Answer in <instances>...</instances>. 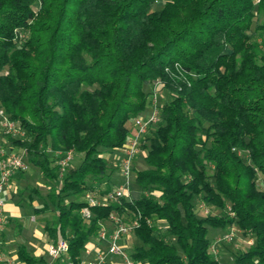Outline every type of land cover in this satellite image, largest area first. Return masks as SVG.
I'll list each match as a JSON object with an SVG mask.
<instances>
[{"label": "trees", "instance_id": "16d2710c", "mask_svg": "<svg viewBox=\"0 0 264 264\" xmlns=\"http://www.w3.org/2000/svg\"><path fill=\"white\" fill-rule=\"evenodd\" d=\"M160 1L0 0V105L24 134L10 145L52 184L35 213L54 212L46 232L73 264L112 214L141 217L135 264H224L209 228L233 225L254 240L235 264H264V0ZM157 81L161 120L131 198L84 218L85 195L110 192L103 155L124 148ZM71 150L81 162L60 178L54 154ZM18 259L38 263L25 246Z\"/></svg>", "mask_w": 264, "mask_h": 264}, {"label": "built area", "instance_id": "2783aa9c", "mask_svg": "<svg viewBox=\"0 0 264 264\" xmlns=\"http://www.w3.org/2000/svg\"><path fill=\"white\" fill-rule=\"evenodd\" d=\"M164 83L157 81L153 83L154 93L151 100V107L146 115H140L133 121L131 128V135L125 144L123 149L116 151H122L124 155L119 159L118 163L114 166L119 169L122 183L119 189L112 193L111 191L104 196L99 197L96 192H88L85 195V201L88 203V207L82 210L84 218L91 217L90 207H96L100 205H109L112 202H118L123 198L130 199L132 193V185L134 183V164L141 153V145L146 134L150 128L157 125L161 120L162 104L160 99H163ZM24 136L22 130L11 121L4 113L0 105V264H18L17 260L8 254H6L3 242V233L8 224V218L5 214V200L3 193L6 188L11 184L15 175L21 173H27L30 170V163L27 159L26 152L21 149H16L10 145V139H19ZM50 153H53L50 151ZM240 154V153H239ZM57 158V166L60 168V178L64 176L68 167L71 166L74 158V152L71 150L67 153L56 152L54 154ZM201 209L204 214H210V209L201 204ZM231 217H235L233 213ZM150 225L151 220H147ZM108 225H102L99 231L98 240L101 243H107V251L99 252L96 260L92 264H106L108 255H115L121 257L125 264H135L127 252L126 246L120 244V241L124 238L131 236L135 230L141 226V217L137 216L135 219L126 221L117 214H112L109 218ZM241 232L238 227L231 226L228 231L221 236L211 247V251L215 256H218V250L216 245L219 242L231 243L237 237V233ZM249 245L254 244L253 239L248 240ZM69 250L68 241L64 238H60L57 242H52L48 246V254L54 259L58 260L62 258L64 254H67ZM69 264H73L71 261Z\"/></svg>", "mask_w": 264, "mask_h": 264}, {"label": "crops", "instance_id": "0c3cea01", "mask_svg": "<svg viewBox=\"0 0 264 264\" xmlns=\"http://www.w3.org/2000/svg\"><path fill=\"white\" fill-rule=\"evenodd\" d=\"M30 170H32L31 166ZM28 172L15 175L10 186L3 193L5 214L9 221L3 234L5 252L13 256L18 264H25L18 259L19 247L25 246L27 252L38 260L37 264H69L70 259L67 255L59 260H54L48 254V246L53 241L46 232L45 227L47 221L55 219V215L53 211L41 214L35 213L34 207H40L43 204L41 197L43 194L39 192V195L33 194L31 197L29 189L34 188L32 182L37 173H41V171L39 168L34 167L33 172ZM42 178L44 177L42 176ZM29 214L31 219L25 224ZM134 243L138 245V240L133 235L120 241L121 245L126 246L128 253L131 252ZM107 248V243H101L97 238L92 239L87 244L79 264H92L98 253L106 252ZM220 259H222L221 256ZM106 264H125V261L121 257L108 255Z\"/></svg>", "mask_w": 264, "mask_h": 264}, {"label": "rangeland", "instance_id": "374dc122", "mask_svg": "<svg viewBox=\"0 0 264 264\" xmlns=\"http://www.w3.org/2000/svg\"><path fill=\"white\" fill-rule=\"evenodd\" d=\"M163 3H164V0L160 1L156 5V8L157 9L161 8ZM145 88L149 89V87H147V86ZM148 91H150V90H148ZM163 94H164V92H163ZM166 100H167V98H166ZM160 102L162 105L164 104V101L162 99H160ZM145 153L146 152L144 151L142 154H140L138 156V158L136 160L137 161L136 162V169H140V170L146 169L147 166H146V163L144 160ZM123 155H124V153L122 151H114L112 153L105 152V154L103 155L104 158H106L108 160L111 167L114 169V173L113 172L111 173L113 175L110 177L111 182L109 185V189L112 193L116 192L122 183V177H121L120 171H119V169H117L114 166V164L118 163L119 159ZM242 156L244 159L247 158L246 154H244V153H242ZM80 162H81V156H74L70 167H77L80 164ZM30 166H31L32 170H30L28 173H31L34 171V167L31 164H30ZM208 173L210 175H213V173H214L213 169H209ZM32 183L34 185V188L31 187L32 189H37L41 194H43V195H41V197H43V198L47 197L48 193L50 192L49 188H51L52 184L49 181H47L45 178H42L41 173H37V175L35 176L34 181ZM106 188L108 189V183L104 182L100 186V188L98 190H95L94 192H96L97 195L100 197V196H102L101 191H103V192L106 191ZM135 188H134V190H136L135 197L138 198L141 194V190L138 187H135ZM258 188L260 190H264V180H263V177L261 175L259 176ZM30 219H31V216L29 214L28 218L25 220V224H27V222H29ZM162 232L163 233L166 232L165 228L162 229ZM223 234H224V231H220V230L218 231V230H215V229L210 227L208 238L210 240L213 239V242L215 243V242H217L218 239L221 238V236H223ZM250 238L253 239L252 237H247V236L243 235L242 232H238L237 237L235 238V240L233 242H231V243L219 242L216 245V248L218 250L217 251L218 252V258L220 259V256H221L222 262L224 264H235V256L239 252L247 250V248L250 246L248 244V240ZM132 247H135V243L133 244ZM214 256H215V254H214Z\"/></svg>", "mask_w": 264, "mask_h": 264}]
</instances>
